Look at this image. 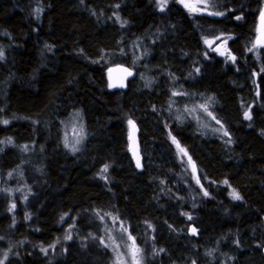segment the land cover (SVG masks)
Returning a JSON list of instances; mask_svg holds the SVG:
<instances>
[{
  "label": "trees",
  "instance_id": "16d2710c",
  "mask_svg": "<svg viewBox=\"0 0 264 264\" xmlns=\"http://www.w3.org/2000/svg\"><path fill=\"white\" fill-rule=\"evenodd\" d=\"M263 7L0 0V264H111L106 211L145 264H264ZM216 37L232 60L205 47ZM119 63L136 76L110 89ZM195 103L211 116L204 129ZM73 111L86 137L72 153L61 124Z\"/></svg>",
  "mask_w": 264,
  "mask_h": 264
},
{
  "label": "rangeland",
  "instance_id": "374dc122",
  "mask_svg": "<svg viewBox=\"0 0 264 264\" xmlns=\"http://www.w3.org/2000/svg\"><path fill=\"white\" fill-rule=\"evenodd\" d=\"M178 3L191 13L211 15L209 10V0H177ZM162 7V6H161ZM262 31L258 27L256 44L264 42L261 40ZM205 47L223 57L232 60L225 38H207L204 40ZM190 117L197 122L200 128L209 126L211 116L204 104L195 103L190 105ZM187 114L188 109H186ZM212 120V119H211ZM133 125V124H132ZM131 126V125H130ZM62 144L70 152L78 151L82 148L86 137L84 120L78 111L71 112L61 124ZM192 166V165H191ZM193 168V166H192ZM103 219L102 243L109 249L112 255L111 264H145L143 251L130 234L127 225L115 214L106 211Z\"/></svg>",
  "mask_w": 264,
  "mask_h": 264
},
{
  "label": "water",
  "instance_id": "95a60500",
  "mask_svg": "<svg viewBox=\"0 0 264 264\" xmlns=\"http://www.w3.org/2000/svg\"><path fill=\"white\" fill-rule=\"evenodd\" d=\"M258 27L262 31L261 40L264 42V7L259 18ZM135 76L136 73L133 68L121 63L111 65L106 69V79L110 89H126L129 81L134 79ZM128 142L130 156L136 168L140 169L142 163V156L137 138V129L135 128V126H131L129 129ZM188 235L194 237L197 236V229L191 224L188 227ZM262 254L264 257V246L262 249Z\"/></svg>",
  "mask_w": 264,
  "mask_h": 264
}]
</instances>
